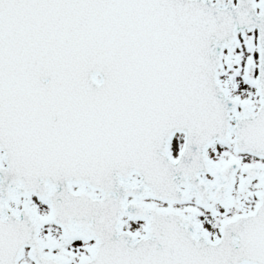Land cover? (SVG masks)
Listing matches in <instances>:
<instances>
[{
  "label": "snow or ice",
  "instance_id": "snow-or-ice-1",
  "mask_svg": "<svg viewBox=\"0 0 264 264\" xmlns=\"http://www.w3.org/2000/svg\"><path fill=\"white\" fill-rule=\"evenodd\" d=\"M0 264H264V0H0Z\"/></svg>",
  "mask_w": 264,
  "mask_h": 264
}]
</instances>
